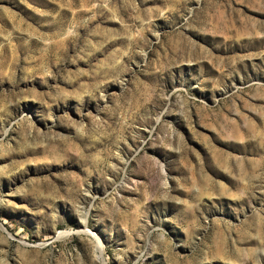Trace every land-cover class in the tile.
<instances>
[{
    "label": "rangeland",
    "instance_id": "1",
    "mask_svg": "<svg viewBox=\"0 0 264 264\" xmlns=\"http://www.w3.org/2000/svg\"><path fill=\"white\" fill-rule=\"evenodd\" d=\"M0 264H264V0H0Z\"/></svg>",
    "mask_w": 264,
    "mask_h": 264
},
{
    "label": "bare ground",
    "instance_id": "2",
    "mask_svg": "<svg viewBox=\"0 0 264 264\" xmlns=\"http://www.w3.org/2000/svg\"><path fill=\"white\" fill-rule=\"evenodd\" d=\"M85 232V231H84ZM60 236V234L58 235V237ZM99 249V248H98Z\"/></svg>",
    "mask_w": 264,
    "mask_h": 264
}]
</instances>
